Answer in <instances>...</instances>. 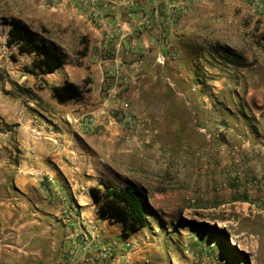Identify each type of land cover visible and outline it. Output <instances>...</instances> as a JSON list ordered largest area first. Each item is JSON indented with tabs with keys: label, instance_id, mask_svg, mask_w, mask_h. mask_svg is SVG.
Segmentation results:
<instances>
[{
	"label": "rangeland",
	"instance_id": "rangeland-1",
	"mask_svg": "<svg viewBox=\"0 0 264 264\" xmlns=\"http://www.w3.org/2000/svg\"><path fill=\"white\" fill-rule=\"evenodd\" d=\"M12 1L15 0H0V85H6L10 72L24 73V66L32 62L31 57L27 61L6 46L2 21L10 17L14 5H20ZM179 2L186 4V12H178L174 19L178 22L185 17L189 37L174 49L163 44L166 52H171L169 59L160 50L149 69L143 70L144 74L149 72L142 83L149 89L147 106L157 119L141 117L138 108L125 99L106 115L111 120L128 103V112L139 120L137 132L127 140L123 136L105 145L97 159L107 169L104 176L113 184L122 186L131 178L147 191L150 205L163 218L160 232L171 230L177 237L171 246L175 259L171 264H264V117L254 115L256 104L264 102V91H257L260 84L264 87V11H254L250 0ZM48 28L43 26L42 31L55 39L56 43H50L59 50V29ZM69 42L75 55L73 63L83 65L79 60L88 54L87 36L81 33L78 46L74 39ZM125 54L142 66L138 52L126 50ZM254 61L258 69L251 68ZM138 73L142 74L140 70ZM222 75L241 83L242 88L219 87L215 82ZM110 77L125 89L133 84L129 75L112 78L109 73ZM36 85L43 91L48 86L44 79L37 80ZM92 85L93 79L87 76L79 85L86 91L84 100L59 110L61 122L57 127L62 139L52 143L60 152L86 149L87 136L110 137L107 130L99 132L96 125L89 127L92 114L88 106L97 96ZM248 89L255 93L248 96ZM102 93L100 98H104ZM249 104L254 106V113ZM28 112L43 115L30 109ZM68 116L78 123L87 121V127L72 122ZM75 124L82 128L79 132L84 136H78ZM15 127L4 129L14 132ZM63 161L70 164L67 157ZM139 165L146 169L135 171ZM56 177L59 190H49V195L55 193L60 200L70 196L79 206L91 210L88 191L97 186L100 178L84 174L85 186L70 188L61 184V175ZM201 219L222 220L229 226L221 229ZM219 231L227 235L231 248L215 255L219 251L211 244L223 240L224 234ZM195 238L205 243L200 259L189 250Z\"/></svg>",
	"mask_w": 264,
	"mask_h": 264
},
{
	"label": "crops",
	"instance_id": "crops-1",
	"mask_svg": "<svg viewBox=\"0 0 264 264\" xmlns=\"http://www.w3.org/2000/svg\"><path fill=\"white\" fill-rule=\"evenodd\" d=\"M130 1L98 0L96 12L84 7L80 0L12 1L20 5H14L9 18L24 21L49 42L56 43L54 38L43 33V26L59 29V51L64 56L65 64L58 72L44 77L48 85L45 91L37 87L35 77L25 72H10L6 85H0V264H64L70 254L78 249L80 238L76 236L82 233L94 238L100 246L119 240L106 264L175 262L171 246L173 242L176 243L177 237L171 230L160 232L163 218L156 210L149 217V227L128 239L131 247L126 256L121 228L100 220L93 202L89 210L79 206L70 196L60 200L55 193L49 195V190H59L58 175L63 177L61 184L70 188L85 186L82 180L84 174L92 175L95 180L110 181L104 176L107 169L99 163L97 153L124 135L123 126L106 115L120 107L122 101L129 99L131 106L138 108L137 113L141 117L149 115L153 120L157 119L152 108L147 106L149 89L142 83L149 72L144 74L143 70L149 69V64L160 50L169 59L171 52H166L163 44L174 49L180 41L189 37L186 32L188 26L184 27L187 21L182 17L176 22L169 16L165 5L158 10L144 0H138L134 6H130ZM53 5L56 9L50 10ZM141 12L151 19L152 27L142 26L143 20L138 17ZM9 28L5 25L6 39ZM81 33L89 40V50L87 56L79 60L83 65H77L73 63L75 55L70 51L72 44L69 41L74 39L78 46ZM111 33L115 34L113 39L109 38ZM126 50L138 52L143 60L142 66L132 62L131 57L125 54ZM12 51L16 50L13 48ZM21 58L31 60L27 56ZM255 61L252 69H258L259 64ZM139 70L142 74L138 73ZM109 73L112 78L129 75L133 84L125 89L116 79L109 78ZM87 76L93 79V90L97 94L94 103L88 106L89 114L96 117L99 132L107 130L110 137L85 136L88 143L86 149L81 147L60 152L52 141L62 139L57 125L61 122L59 110L64 105H59L53 97L52 88L67 81L81 85ZM227 81L229 79L222 75L215 83L221 88H242V84L236 80ZM258 88L257 91H264L261 84ZM101 92L104 98L99 97ZM247 92L248 96L255 93L251 89ZM256 105V111L252 110V104L248 106L253 113L255 111L257 118L264 117V102ZM28 109L43 115L32 116ZM68 119L78 123L72 116H68ZM78 124L85 128L88 123L84 121ZM4 126H16L15 131H6ZM74 127L78 136H84L79 132L82 129L79 125L75 124ZM63 157L69 158L70 164L65 163ZM145 169L140 165L134 168L135 171ZM50 178H54L52 184L48 181ZM127 182L134 183L131 178L124 181L125 184ZM204 244L195 238L189 250L200 259ZM78 264H85L83 257H80Z\"/></svg>",
	"mask_w": 264,
	"mask_h": 264
},
{
	"label": "trees",
	"instance_id": "trees-1",
	"mask_svg": "<svg viewBox=\"0 0 264 264\" xmlns=\"http://www.w3.org/2000/svg\"><path fill=\"white\" fill-rule=\"evenodd\" d=\"M2 23L10 27L6 46L14 48L17 56L32 58L31 64L24 66L26 74L36 80H42L63 68L64 56L27 23L17 18H4ZM52 92L60 105L82 102L86 94L84 88L68 81L63 85L54 86ZM88 194L96 206L98 218L108 221L111 225H118L124 240L149 227V217L154 214V209L144 188L131 182L121 186L100 179L97 186L89 189ZM219 232L224 234V231ZM212 243L211 246L221 253H225L226 248H231L225 234L222 241Z\"/></svg>",
	"mask_w": 264,
	"mask_h": 264
},
{
	"label": "built area",
	"instance_id": "built-area-1",
	"mask_svg": "<svg viewBox=\"0 0 264 264\" xmlns=\"http://www.w3.org/2000/svg\"><path fill=\"white\" fill-rule=\"evenodd\" d=\"M138 0H131L130 6H134ZM148 4H152L156 6L159 10L162 4L168 7L169 16L175 18L178 12H186V4L184 2H179L180 0H144ZM195 2H199L201 0H193ZM251 6L253 10L264 11V0H250ZM83 3L84 7L89 9L92 12H96L97 2L98 0H80ZM56 6H51V10H55ZM143 20L144 25L142 26H150L151 19L145 15H140ZM115 36L114 33L109 34V38L113 39ZM129 105L128 103H124L122 105L123 112L118 114L117 116H113V121H119V123L123 126L124 131V139L127 140L130 137L134 136L138 129L139 120L138 118L128 112ZM89 127L92 128L96 125L94 117L91 115L88 118ZM80 238V242L78 244V249L75 252H72L69 258L65 261L64 264H78L80 257H83L85 264H106V262L111 258L113 254V248L118 246L119 240H112L110 244L100 246L97 241L94 240L91 236H88L85 233L76 236ZM126 256L129 254V249L131 247V243L128 240H124Z\"/></svg>",
	"mask_w": 264,
	"mask_h": 264
},
{
	"label": "bare ground",
	"instance_id": "bare-ground-1",
	"mask_svg": "<svg viewBox=\"0 0 264 264\" xmlns=\"http://www.w3.org/2000/svg\"><path fill=\"white\" fill-rule=\"evenodd\" d=\"M189 211H187L186 212V214L188 213ZM188 215V214H187ZM187 218H189L190 217V215H189V217L188 216H186ZM209 218V217H208ZM192 219V218H191ZM201 222H204V223H207V224H210V225H216V226H218L219 228H221V229H226L228 226H227V223L225 222V221H222V220H212V219H201L200 220ZM207 226V225H206ZM232 243L233 244H235L236 246H238L239 244L238 243H236L234 240H232ZM240 243V242H239ZM243 246V245H242ZM241 247V246H240ZM242 249V248H241Z\"/></svg>",
	"mask_w": 264,
	"mask_h": 264
}]
</instances>
